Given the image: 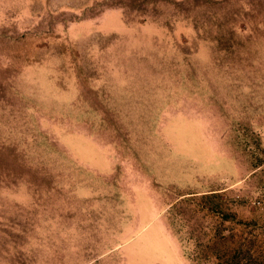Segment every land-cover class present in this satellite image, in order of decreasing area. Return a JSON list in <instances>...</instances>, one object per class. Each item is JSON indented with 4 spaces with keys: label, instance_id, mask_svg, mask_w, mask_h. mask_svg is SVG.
I'll return each instance as SVG.
<instances>
[{
    "label": "rangeland",
    "instance_id": "1",
    "mask_svg": "<svg viewBox=\"0 0 264 264\" xmlns=\"http://www.w3.org/2000/svg\"><path fill=\"white\" fill-rule=\"evenodd\" d=\"M241 1L0 0V264H264Z\"/></svg>",
    "mask_w": 264,
    "mask_h": 264
},
{
    "label": "trees",
    "instance_id": "2",
    "mask_svg": "<svg viewBox=\"0 0 264 264\" xmlns=\"http://www.w3.org/2000/svg\"><path fill=\"white\" fill-rule=\"evenodd\" d=\"M159 2H162V1H159ZM242 2V8H241V10H242V12L244 11V14L247 16V15H249V14H247V13H245V11H247V12H252V10H254L255 9V7H257L258 5H262V4H264L263 2H262V0H242L241 1ZM244 14H240L241 16H243ZM213 20H215L214 18H213ZM235 22L234 21H231V22H229V25H232V24H234ZM219 40H223L224 38H222V37H219L218 38Z\"/></svg>",
    "mask_w": 264,
    "mask_h": 264
}]
</instances>
